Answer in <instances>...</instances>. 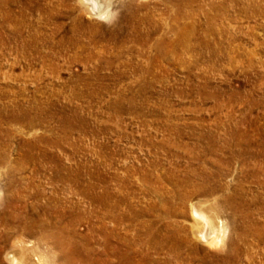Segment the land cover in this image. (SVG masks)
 Wrapping results in <instances>:
<instances>
[{
    "label": "rangeland",
    "instance_id": "374dc122",
    "mask_svg": "<svg viewBox=\"0 0 264 264\" xmlns=\"http://www.w3.org/2000/svg\"><path fill=\"white\" fill-rule=\"evenodd\" d=\"M94 1L0 0V264H92L99 195L111 264H264V0Z\"/></svg>",
    "mask_w": 264,
    "mask_h": 264
},
{
    "label": "bare ground",
    "instance_id": "6f19581e",
    "mask_svg": "<svg viewBox=\"0 0 264 264\" xmlns=\"http://www.w3.org/2000/svg\"><path fill=\"white\" fill-rule=\"evenodd\" d=\"M82 1L84 2V0H82ZM90 1H91L90 3H92V7L94 6L93 8L95 10H97L96 12H98L97 13L98 16H103V15L108 14L107 7L104 6V4H102L104 7L102 8V6H101L102 9H100L98 7V4L96 1H94V0H90ZM174 1L176 3V6H179V4H178L179 1L178 0H174ZM85 5H86V3H85ZM177 8H179V7H177ZM71 180L73 181V179H71ZM74 181H75V179H74ZM94 199H96L99 203H101V206L103 208H105L104 209L105 212L101 213V216H100V223L101 224H100V226L98 225V227L93 230V232H95L96 238H97V241L95 239V243L97 244V247H95V249L93 248L92 250H90L91 256L89 257V259H90L92 264H111V262H112L111 256L113 255L112 254L113 245L110 242V237L112 235V227L111 226L108 227L107 225H110V223L113 222V217L111 214H109L106 211V209H108L107 207H109V205H107L108 201L106 200V196L99 195V196H96ZM199 208L200 207H194V209H193L194 217L196 218L197 223L199 224V227L197 228V231H196L197 236L201 237L203 240H206V242L204 241L205 243L209 242L213 245L216 243H219L218 242L219 241L218 228L215 226L214 222L212 220L208 219V217L200 210L201 208L200 209ZM104 221H107V222H104ZM95 226H97V225L95 224ZM61 230H62V228H61ZM14 249L16 250V255L8 258V264H43L42 257L39 255L37 256L36 255L37 253L35 254L33 251H30L28 256H27V254H25L26 252L24 253V251L22 249H20V248H14ZM30 250H31V248H30Z\"/></svg>",
    "mask_w": 264,
    "mask_h": 264
},
{
    "label": "clouds",
    "instance_id": "9594fccd",
    "mask_svg": "<svg viewBox=\"0 0 264 264\" xmlns=\"http://www.w3.org/2000/svg\"><path fill=\"white\" fill-rule=\"evenodd\" d=\"M79 4H80V0H77V7H79Z\"/></svg>",
    "mask_w": 264,
    "mask_h": 264
}]
</instances>
